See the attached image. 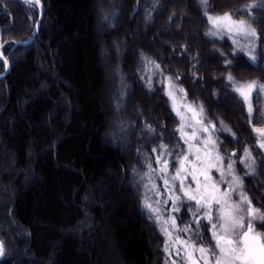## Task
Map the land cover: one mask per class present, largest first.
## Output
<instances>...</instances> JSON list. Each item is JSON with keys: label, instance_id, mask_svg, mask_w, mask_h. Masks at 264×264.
<instances>
[{"label": "trees", "instance_id": "1", "mask_svg": "<svg viewBox=\"0 0 264 264\" xmlns=\"http://www.w3.org/2000/svg\"><path fill=\"white\" fill-rule=\"evenodd\" d=\"M41 1L38 35L14 48L40 12L0 0V264H172L146 206L160 149L179 140L167 78L203 108L235 185L264 214V95L253 92L250 114L237 91L264 84V0ZM225 13L256 30L253 52L213 31L208 18ZM116 120L125 131L108 139ZM201 229L197 246H211Z\"/></svg>", "mask_w": 264, "mask_h": 264}, {"label": "rangeland", "instance_id": "2", "mask_svg": "<svg viewBox=\"0 0 264 264\" xmlns=\"http://www.w3.org/2000/svg\"><path fill=\"white\" fill-rule=\"evenodd\" d=\"M98 12L100 21L104 22L106 18L104 15L105 10L101 9ZM211 24L217 36L230 38L239 50L246 53L255 50L257 45L256 37L244 34L235 26H233L231 31H228L223 25L216 27L212 22ZM106 67L108 76L111 80L114 79V84L111 83L110 85L113 91L110 102L114 104V98L119 95L121 81L117 71L110 66L109 61L106 63ZM166 88L173 110L180 121L178 127L179 140L178 144L173 148L163 146L160 149L161 154L157 159L159 167L156 174L157 177H155L156 190L154 188L153 199L151 200V207L156 209V211H151L168 242L167 248L172 264H205V258L198 250L200 247L209 250L208 259L210 264H215L217 256H225V253H221L216 248V241L212 236L213 231L221 232L220 225L224 222L223 219L217 218L243 217L241 223L244 224V227L247 228L248 224L251 223L254 229V232L250 235L256 238L251 241V243L255 244L258 240L264 242V219L259 218L264 214L251 202V208L255 211L252 216L248 215L247 209L249 205L240 195L241 193L244 194V192L235 185L236 182L233 180L235 175L230 174L226 165H224V160L218 152L213 127L207 124L203 112L190 104L183 88L176 85L172 79L167 78ZM254 91L248 92L246 90L247 101L242 97L247 108L249 102L252 105ZM262 92L264 95V91ZM116 109L117 107L115 108L114 105V110L117 111ZM116 117L115 119H117ZM205 128H207V131H204ZM181 129L182 132L180 131ZM109 131L108 139L111 138L110 134L112 133L120 137L125 129L116 120L110 125ZM193 132L196 133L194 137L192 136ZM120 140L122 144L126 143L125 140L121 138ZM256 143L257 150L261 151V157L264 159V148L260 147V144L264 143V138L258 135ZM252 144L255 145V142L253 141ZM185 157L187 159H184ZM159 178L160 180H158ZM161 186L160 192L159 187ZM185 191L195 195L198 199L203 197L201 203L197 204L194 200L188 199L184 195ZM176 196H179L180 199L177 200ZM205 201L211 204V223H209V219L206 216L208 206ZM165 205L167 206L164 208ZM173 206L178 211L174 210ZM173 219L175 223H173ZM197 221L199 222L198 224ZM212 224L216 225L215 229L212 228ZM201 225H205L208 228L211 246L207 244L208 247L197 246L196 244L197 241L203 240ZM235 231L238 232L240 229L236 228ZM221 245L224 246L223 240ZM213 253L216 255H213ZM221 264H228V262L227 260H222Z\"/></svg>", "mask_w": 264, "mask_h": 264}, {"label": "snow or ice", "instance_id": "3", "mask_svg": "<svg viewBox=\"0 0 264 264\" xmlns=\"http://www.w3.org/2000/svg\"><path fill=\"white\" fill-rule=\"evenodd\" d=\"M204 4L207 3V0H202ZM36 3L39 4L40 0H36ZM256 5H252V7H255ZM210 22L213 23L214 26L220 27L223 25L225 29L228 31H231L233 26H235L239 31L244 32L246 35H251L253 37H257V32L254 28H252L250 25L246 23L243 19L240 20H234L230 13H225L222 16L218 17H209L208 18ZM215 35V33H212ZM252 59L254 60L255 57L253 56ZM158 67V66H157ZM228 79L231 81L233 78L231 76L228 77ZM246 90L248 92L252 90L264 91V84L258 85L256 81H252L246 85H243L241 88H238L237 91L240 92V95L244 97V99L248 100V95L246 94ZM181 91H183L181 89ZM171 95V93H169ZM201 112L203 111V108L201 107ZM249 113L252 112V105L249 102L248 105ZM214 128L215 125H212ZM182 132V129L180 130ZM204 131H207V128L204 129ZM254 131L262 138H264V128H255ZM183 134V133H182ZM196 135L195 132L192 133V136L194 137ZM261 148H264V143L260 144ZM234 155V154H233ZM246 157H250L251 154L249 152H245ZM184 159H187L185 157ZM231 165L228 166L229 170H231ZM251 167V166H249ZM179 175V173H177ZM223 175V173H222ZM234 182L237 184L240 183V178L237 176L233 177ZM167 183V181H165ZM184 195L188 197L190 200H194L197 204L201 203V197L198 199L195 195L189 194V192L185 191ZM242 199L249 205V208L247 209L248 215L252 216L254 211L251 208V201L245 196L243 193L240 194ZM176 199L179 200L180 197L176 196ZM205 203L208 206V211L206 212V216L209 219V223H211V204L208 201H205ZM219 203V201H217ZM146 206L152 210L153 212L156 211V209H152L151 205ZM174 207V210H177ZM259 218L264 219V215L260 216ZM217 219H223L224 222L220 225L221 232H212L213 239L216 241V248L219 249L221 253H225V256L220 257L217 256V259L215 260V264H221L222 260H227L228 264H264V242L257 241V243L253 244L251 241L253 239H256L255 237H252L250 234L254 232V229L251 225V223L248 224L247 228L244 227V224L241 223V220H243V217H231L223 218L218 217ZM173 223H175V220L173 219ZM199 222L197 221V224ZM212 228L215 229L216 225L212 224ZM236 228H239L240 231H235ZM258 236V234H257ZM224 241V246L221 245V241ZM167 250V249H166ZM203 257L205 258V264H210V261L208 259V252L209 250L200 247L198 249ZM4 253L3 244L0 243V256H2ZM213 255H216L213 253Z\"/></svg>", "mask_w": 264, "mask_h": 264}, {"label": "water", "instance_id": "4", "mask_svg": "<svg viewBox=\"0 0 264 264\" xmlns=\"http://www.w3.org/2000/svg\"><path fill=\"white\" fill-rule=\"evenodd\" d=\"M8 1H18V2L30 1V2H32L33 4H35V5H37L39 7V10H40L39 19H38V21H37V23L35 25V29H34V33H33L32 38L29 41L17 43L14 46V48H16L17 46L29 45V44L33 43V41L35 40L36 36L39 33V30H40V27H41V24H42L44 15H45V7H44V4L42 3L41 0H40V3L39 4L36 3V0H8ZM6 64H7V69H6V71H5L4 74L0 75V79L4 78L8 74L9 70H10V64L8 63L7 60H6ZM0 243H2V242L0 241ZM3 248H4V253H3L2 256H0V261L2 260V258L5 255V246L4 245H3Z\"/></svg>", "mask_w": 264, "mask_h": 264}]
</instances>
